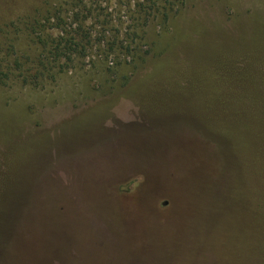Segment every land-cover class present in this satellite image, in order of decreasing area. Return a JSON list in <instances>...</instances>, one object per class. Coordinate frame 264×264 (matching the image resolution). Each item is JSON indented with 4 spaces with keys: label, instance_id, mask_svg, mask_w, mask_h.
I'll return each instance as SVG.
<instances>
[{
    "label": "rangeland",
    "instance_id": "rangeland-1",
    "mask_svg": "<svg viewBox=\"0 0 264 264\" xmlns=\"http://www.w3.org/2000/svg\"><path fill=\"white\" fill-rule=\"evenodd\" d=\"M33 15L88 38L0 87V264H264V0H0Z\"/></svg>",
    "mask_w": 264,
    "mask_h": 264
},
{
    "label": "trees",
    "instance_id": "trees-1",
    "mask_svg": "<svg viewBox=\"0 0 264 264\" xmlns=\"http://www.w3.org/2000/svg\"><path fill=\"white\" fill-rule=\"evenodd\" d=\"M54 19L57 20L50 23L47 17L24 16L5 23L0 29V87L12 82L36 85L54 79L73 60L72 54L85 51L82 40L88 36L81 25L68 31L62 27L60 16ZM227 51L225 47L216 46L209 54V64L217 66L226 57L230 61L239 60V56ZM174 59L165 55L145 66L140 79L133 81L127 90L134 86L139 90L146 84L150 86L160 74H178L179 68L172 64ZM116 103L117 99H113L108 106Z\"/></svg>",
    "mask_w": 264,
    "mask_h": 264
}]
</instances>
